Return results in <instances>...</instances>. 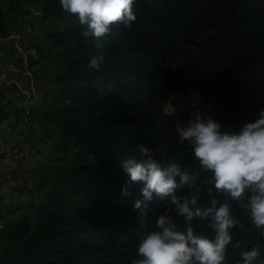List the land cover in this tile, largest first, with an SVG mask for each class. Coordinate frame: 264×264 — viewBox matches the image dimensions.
Segmentation results:
<instances>
[{
    "label": "trees",
    "instance_id": "16d2710c",
    "mask_svg": "<svg viewBox=\"0 0 264 264\" xmlns=\"http://www.w3.org/2000/svg\"><path fill=\"white\" fill-rule=\"evenodd\" d=\"M30 3L42 10L43 23L62 24L46 32L45 55L32 42L38 60L51 56L58 72L54 94L45 93L49 100L29 116L31 137L40 142L41 128L57 140L50 162L32 166L41 196L0 232V264H131L139 233L155 230L157 218L166 209L175 215V206L152 201L142 229L134 207L142 185L129 182L120 160L146 159L141 149L148 148L161 163L175 160L201 172L178 133L194 107L181 116L164 109L177 92L195 90L223 127L256 118L264 108V0H135L131 27L114 24L99 48L59 0H9L6 11L0 8V36ZM99 55L101 67L89 68ZM11 106L1 107V122L20 114ZM206 199L202 191L199 203ZM236 210L244 229L232 230L224 264H237L240 252L254 246L264 253V229ZM193 224L211 235L206 221Z\"/></svg>",
    "mask_w": 264,
    "mask_h": 264
},
{
    "label": "clouds",
    "instance_id": "9594fccd",
    "mask_svg": "<svg viewBox=\"0 0 264 264\" xmlns=\"http://www.w3.org/2000/svg\"><path fill=\"white\" fill-rule=\"evenodd\" d=\"M59 3L65 12L75 14L83 36L92 37L98 48L114 24L131 27L136 20L135 0ZM103 61V55L93 56L89 68L98 69ZM198 103L197 100L195 104ZM178 133L181 143L187 141L190 145L200 173L175 160L161 163L148 148L141 149L146 159L128 155L120 160L129 182L142 185V198L134 204L142 229L152 201L175 206V215L166 209L157 218L155 230L139 233L131 264H224L228 245L233 241L232 230L244 229L236 209H242L240 216L256 229H264V108L254 120L232 128L223 127L214 115L194 106L191 118L178 128ZM185 187L191 191L181 195ZM202 191L207 196L203 204L199 203ZM123 192L131 194L127 188ZM194 221H206L211 235L197 231ZM240 257L237 264H264L259 246L240 252Z\"/></svg>",
    "mask_w": 264,
    "mask_h": 264
},
{
    "label": "built area",
    "instance_id": "2783aa9c",
    "mask_svg": "<svg viewBox=\"0 0 264 264\" xmlns=\"http://www.w3.org/2000/svg\"><path fill=\"white\" fill-rule=\"evenodd\" d=\"M24 9V15L13 18L10 33L5 37L0 36V44L9 45L7 56L0 58V109L8 102L4 101L7 98L5 87L16 86L22 93L21 102L15 106L20 114L10 115L6 120L0 121V181L5 186V192L16 199L21 192L30 188L29 182L21 172L28 168L36 157L31 145L37 140L30 135L32 127L29 116L33 107L39 103V95L35 94L29 67L39 58L32 43L33 30L43 24L44 18L42 10L32 3ZM24 85L29 88L25 89ZM9 222V216L1 209L0 232L6 229Z\"/></svg>",
    "mask_w": 264,
    "mask_h": 264
},
{
    "label": "rangeland",
    "instance_id": "374dc122",
    "mask_svg": "<svg viewBox=\"0 0 264 264\" xmlns=\"http://www.w3.org/2000/svg\"><path fill=\"white\" fill-rule=\"evenodd\" d=\"M151 1L156 2L157 0ZM8 3L9 0H2V2L0 3V8L2 11H6ZM61 25L62 24L60 22L48 20L44 21V23L40 27L36 28V31L33 30V32H35H32L36 39L35 41H37V43H39V45L43 47L44 55L48 52V50L51 49V45L46 41L45 38L46 32L58 30L59 28H61ZM8 53L9 45L0 44V58L4 59ZM29 69L33 80L35 94L39 95L38 102H40V104H44L50 98L49 96H45V93L53 95L56 90L54 77L58 72V69L51 61V56H42L39 60H36L34 64L29 67ZM24 88L28 89L29 87L24 85ZM4 90L7 93V98L4 99L5 95L3 94V99L4 101L6 100V102H11V104L13 105L11 106V108L21 102L22 93L16 88V86H8L5 87ZM197 100L199 101L198 105L195 104ZM199 105L202 106L204 113L213 115V106L211 104L202 105L198 94L193 89H190L187 92H177L175 94H172L167 100L164 109L167 113L181 116L183 113L189 111L190 108ZM182 125L183 123L181 122L179 128L182 127ZM39 131V134L42 137L40 139V142L36 141V143L31 145V148L36 154V157L32 164L34 163L38 168L39 166L41 167L50 162V158H52L53 156L52 148L57 140V136L50 134V137H48L49 133L45 132L41 128L39 129ZM30 135H35L34 133L32 134V130L30 132ZM30 140L31 139L29 138V141ZM183 145L190 146L188 145L187 141L183 142ZM34 171L33 169L26 168L21 172L23 176L27 175L25 176V178L26 181L29 182L31 189L27 188V191L25 190L21 192L18 196L20 198L17 199L15 197H13L12 199L8 194L11 201H9V203H2V210L8 212L9 217L12 220L17 219L20 213L26 212V208L30 200L38 197V195L41 196L40 190L38 188V183H36L38 182L39 175Z\"/></svg>",
    "mask_w": 264,
    "mask_h": 264
},
{
    "label": "crops",
    "instance_id": "0c3cea01",
    "mask_svg": "<svg viewBox=\"0 0 264 264\" xmlns=\"http://www.w3.org/2000/svg\"><path fill=\"white\" fill-rule=\"evenodd\" d=\"M34 164V163H33ZM33 164L30 165L28 168L32 169ZM35 165V164H34ZM29 172V170H28ZM11 196V195H10ZM10 196H8V194L5 192V186L3 185V183L0 181V211H1V207H2V203H9L10 200ZM11 198L13 199V196H11Z\"/></svg>",
    "mask_w": 264,
    "mask_h": 264
}]
</instances>
